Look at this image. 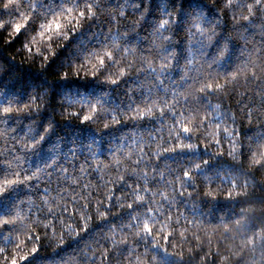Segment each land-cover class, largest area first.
I'll use <instances>...</instances> for the list:
<instances>
[{
    "label": "trees",
    "instance_id": "16d2710c",
    "mask_svg": "<svg viewBox=\"0 0 264 264\" xmlns=\"http://www.w3.org/2000/svg\"><path fill=\"white\" fill-rule=\"evenodd\" d=\"M3 2L6 4L8 0H3ZM74 2L80 5V8L84 7L85 0H15V6L9 8H4L0 4V23L21 21L23 14L32 17L28 30L19 35L13 36L14 32L11 27L0 29V96L4 95L5 98L18 99L25 103L39 92H42L44 96L39 101L41 106L38 114L35 111V105L32 106L33 111L31 112L13 114V119L19 117L16 123L11 124V128H15L16 132L9 130L4 142L0 143V148L6 153L7 150L14 148L17 150L14 154L23 157L21 171L27 169L30 172L35 167H43L45 162L51 163L55 159L57 164L69 169L70 175L78 176L79 172L75 170L76 168L81 165L95 167L97 161L109 163L113 153L118 154V150L125 145V138L130 133L144 131L152 126V123L147 120H130L129 117L135 113L126 111V108L133 99L142 106L141 96L147 100L145 94L153 84L147 64L141 65L140 63L141 55L152 61L153 66L158 67L161 62L155 52L150 54L149 49L155 39L152 36L153 26L162 16L163 5H167L173 17L178 16L174 43L177 45L175 52L180 63L179 68L173 72L175 78L179 79L186 63L185 58H191L193 54L201 60L207 72L223 74L234 69L235 65L240 62V53L244 50L241 30L234 20L235 14L231 9L225 8L222 0H139L143 5V17L141 13L126 7L128 0H123V3L121 0H97L96 17L83 21L75 33L69 30L70 39L68 41H63L59 37H54L51 41L40 40L38 43L30 44L32 53L23 48L24 43L31 41L32 37L38 34L39 24L45 22L44 15L50 16L60 11L62 7H74ZM120 8L125 10L126 18L115 15ZM198 12L204 13L206 22H216L206 31L214 30L217 35L213 39H220L222 44L227 41L231 50L229 58L222 65L212 69H207V64L192 47L201 37L198 35L193 37L186 31L189 27L185 25L186 21L192 14ZM133 24L136 26L132 27ZM118 34L119 39H117ZM58 39L60 40L59 45L56 43ZM255 39L259 40V36H255ZM114 40L121 47L135 49V51L125 54L114 47ZM103 42L104 44L100 45ZM156 42L160 43L158 40ZM45 43L51 44L52 50L55 51V56L49 60L44 59L45 56L50 55L49 49L42 46ZM37 48L39 52L36 51ZM105 50L112 51L114 57L121 60L118 66L127 67L129 62H134L137 67L142 66L144 70L139 73L132 71L130 75L121 78L116 85L99 81L95 78L99 75L98 69L92 67L93 64H97L93 53L102 54ZM65 72L71 73V77L62 79L61 75ZM254 91L253 86L252 92ZM68 93L82 96L90 103L81 102L69 107L62 100ZM158 96L159 94L153 89L152 98L157 99ZM238 99H240L238 95L221 96L212 98L211 103H220L223 111L230 112L235 117V124H232L230 120H226L225 124L230 130L235 129L240 134V141L246 149L251 146L255 150L257 146L252 144V141L264 134V115H261L259 119L253 118L251 122L243 119L238 112ZM254 100V107L259 109L260 97L255 96ZM12 106L23 108L24 103ZM198 107L200 108L199 116L201 118L207 116L206 122H211L216 118L215 113L208 114L206 106L199 105ZM117 108L123 116L121 122L109 129L103 128L102 124L110 123V116L114 114L113 109ZM97 112L105 117V120H100L96 116ZM220 115H223V112ZM86 116L92 118L85 120ZM49 122H51V129L46 134L42 133L46 138L36 148L25 152L20 144L13 143L14 137H20L23 140V132L30 123L39 124L43 128L48 127ZM166 123L171 125V119H168ZM136 125L140 127L137 128ZM0 127L9 129L8 124ZM213 128L214 125L209 128V131ZM194 139L202 142V146L212 151L213 155L220 153L224 156V160L218 165L207 170L208 175L212 177V181L209 182L219 187L221 196L219 199L207 201L206 206H202L199 202L193 204L192 215L185 205L178 204L172 208L171 212L174 217L184 213L200 226L190 227L186 221L182 220L180 227L189 229L186 233L188 240L184 242L177 236L176 240L169 242L162 239V236L157 237L160 244L154 247L152 244L148 245L146 256L156 257V264H221V257L229 255L230 264H244L243 257L240 260H232L230 251H239L249 239L256 241V253L264 255V168L249 167L251 162L247 158V150L240 162L232 160L227 156L231 145L226 140H223L217 147L199 132L195 133ZM6 163L7 160H5ZM158 163L160 170L165 173H167L166 163L172 169H177L171 160L165 162L161 159ZM115 174L113 171L112 175ZM172 178L169 176V179ZM89 180L93 184L97 183L94 172L86 176L82 183ZM233 185L238 193L244 194L225 197L223 193L228 192ZM44 186V184L40 185L41 188ZM120 187L119 184L113 185L114 190ZM37 193L36 188L29 190L20 185L0 198V215L8 213L19 199L24 202V218L17 225L21 231L13 233L14 236L23 240L34 233L40 237L38 242H33L25 249L26 252H30L31 247H38V251L25 264H55V261L59 262L63 255L66 256L75 250L79 243V247L84 250L86 246L95 248V242L102 240L101 233L105 236L111 235L109 222L115 221L116 224H120L127 212V209L113 207L107 220H101L90 206L87 211L92 213V219L89 221L88 235L92 238L80 242L65 235L63 244L60 245L59 233L65 229L66 225H61L59 221L51 217L48 221L43 220L41 214L31 217L27 215L28 201L40 203ZM116 194L119 195V191ZM52 195L55 196L56 193L53 192ZM96 199H103V193L95 192L93 202ZM165 211H168L167 207ZM76 219L78 220L79 217ZM37 220L40 221L39 224L33 227ZM49 221L55 225L53 231L44 228V224ZM67 222L72 223V218L67 217ZM124 222L127 221L124 220ZM25 227L31 229V233L25 231ZM53 232L56 233L55 236ZM192 233L195 235L193 236ZM118 235H123V233H118ZM195 236L199 237V241ZM136 240L134 235L128 236L129 245L136 246L139 251L143 249V244L136 245ZM198 243L199 248L196 247ZM172 245H175L176 252L186 253L183 258L172 253L174 251ZM188 248L192 249L191 253H187ZM261 264H264V261Z\"/></svg>",
    "mask_w": 264,
    "mask_h": 264
},
{
    "label": "snow or ice",
    "instance_id": "6c2138e0",
    "mask_svg": "<svg viewBox=\"0 0 264 264\" xmlns=\"http://www.w3.org/2000/svg\"><path fill=\"white\" fill-rule=\"evenodd\" d=\"M121 2L123 3V0ZM96 3L97 0H85L84 7L80 8V5L74 2V7H62L60 11L50 16L44 15L45 22L39 25L40 37L42 39L47 37V41H51L53 34L62 36L67 30L79 28L82 21L96 17L98 12ZM222 3L226 9L233 11L234 20L241 30L244 50L240 53V62L234 69L223 74H212L207 72L201 60L193 54L191 58H185L184 69L179 79L175 78L173 72L179 68L180 63L175 52L177 45L174 43L178 16L173 17L167 5H163L162 16L153 26L152 36L155 39L149 49L150 54L155 52L161 62L158 67L153 66L152 61L141 55L140 63L147 64L153 84L145 94L147 100L141 96L142 106L133 99L126 108V111L135 113L129 117L130 120H147L152 123V126L144 131L130 133L125 138V145L118 150V154L113 153L109 163L97 161L93 167L87 165L85 161L87 166L81 165L75 169L79 172L78 176L70 175L69 169L57 164L55 159L51 163L45 162L43 167H35L30 172L27 169L21 171L23 157L14 154L17 150L9 149L6 153L0 148V198L4 197V193L8 194L20 185L29 190L38 189L37 196L40 203L28 201L27 215L31 217L41 214L43 220L48 221L51 217L59 221L61 225H66L65 229L59 233L60 245L63 244L65 235L80 242L92 238L88 235L89 221L92 219V213L87 211L90 206L98 217L104 215L106 220L111 215L113 207L127 209L120 224H116L115 221L109 222L111 235L105 236L101 233L102 240L95 242V248L86 246L84 250L79 247V243L75 250L66 256L63 255L59 262L55 261V264H114V262L115 264H143L144 257L148 254V251L144 249H148L153 239L157 240V237L162 236V239L171 242L179 236L186 242L188 240L186 233L189 229L180 227L182 220L186 221V219L181 213L174 217L171 209L183 203L182 196L185 188L195 186L190 184L193 173L183 169H172L167 163L165 164L167 173H165L160 170L158 162L161 159L167 162L178 153L187 152L195 155L197 151H200L199 147L194 149L191 146L193 133L199 132L217 147L223 140L228 141L231 145L229 152L234 159L243 157L247 150V158L251 157V164L257 168H264V134L252 141V144L257 146L255 150L251 146L246 149L237 138L239 133L235 129L230 130L225 124L226 120L235 124V117L230 112L223 111L220 103H211L212 98L238 95L240 97L237 100L238 112L243 119L251 122L253 118L259 119L261 115H264V0H222ZM0 4L4 8L14 7L15 0H8L6 4L0 0ZM117 7L119 8V5ZM126 7L141 13L143 17V5L139 0H128ZM58 12L61 15L57 16ZM115 15L126 18L123 8H120ZM241 21L244 23H240ZM31 22L32 17L23 14L21 21L0 23V29L11 27L13 32L19 35L28 29ZM213 23L216 22L205 21L203 12L192 14L185 23L189 25L187 32L193 37L197 35L201 37L192 47L207 64V69L222 65L231 53L227 41L222 44L220 39H213L217 35L214 30L206 31ZM135 26V24L132 25V27ZM255 36H259V40H256ZM157 40L160 43H157ZM113 45L125 54L135 51V49L121 47L115 40ZM28 50L32 51L31 48ZM94 58L101 67L105 64L119 65L121 63V60L114 57L113 52L109 50L103 51L102 54L94 53ZM44 59L47 60V56ZM174 60L175 64H173ZM97 64H93L92 67L95 69ZM134 70L139 73L144 68L129 62L127 67L123 68L122 74L125 77ZM68 77L67 72L61 75L62 79ZM111 82L116 83L115 80ZM153 89L159 94L157 99L152 98ZM255 96L260 97L259 109L254 107ZM43 98L42 92L37 93L34 98H29L27 103L18 99L5 98L4 95L0 96L2 101L0 102V126L9 125V129L0 127V143L4 142L9 130L16 132L15 128H11V124L16 123L19 117L13 119V114L31 112L33 105L38 114L41 106L39 101ZM62 100L69 107L81 102L90 103L88 99L71 93L66 94ZM21 103H24L23 108L12 106ZM199 105L206 106L208 114L215 113L216 118L206 122L207 116L204 118L199 116ZM113 112L110 119L120 123L123 119L120 109H113ZM222 112L223 115H220ZM96 116L102 117L99 112ZM91 118L84 117L85 120ZM168 119H171V125L166 123ZM213 125V130L209 131ZM136 127L140 126L136 125ZM50 129L51 122L48 127L43 128L39 124L30 123L23 132V140L20 137H14L13 143L20 144L21 148L27 152L40 145L46 138L42 133L46 134ZM185 140L189 142L187 147L183 146ZM169 148H172V151H169ZM254 152L255 155H253ZM5 160H7L6 164ZM113 171L116 173L114 176ZM93 172L96 174L97 183L93 184L91 180L82 183L85 177ZM197 172L199 173V169ZM202 175L206 181H212V177L207 172ZM169 176L173 178L169 179ZM54 183L55 187H53ZM41 184L45 186L41 188ZM116 184L121 187L114 190L113 185ZM117 191L119 195L116 194ZM53 192L56 193L55 196L52 195ZM95 192H102L103 199H96L93 202ZM23 204L24 202L19 199L8 213L0 215V264H25L38 251V247L35 246L31 247L30 252L25 251L28 245L40 240L38 235L32 233L23 240L13 235L21 231L17 225L24 218ZM166 207L168 211H165ZM67 217L72 218L73 222L68 223ZM76 217L79 219L77 220ZM124 220L127 222L125 223ZM39 222L37 220L33 227ZM44 228L53 231L55 225L49 221L44 224ZM24 230L31 233V229L27 227ZM53 235L55 236L56 233L53 232ZM129 235H134L137 238L136 245L143 244V249L138 251L136 246H130ZM45 238H48L47 235Z\"/></svg>",
    "mask_w": 264,
    "mask_h": 264
},
{
    "label": "clouds",
    "instance_id": "9594fccd",
    "mask_svg": "<svg viewBox=\"0 0 264 264\" xmlns=\"http://www.w3.org/2000/svg\"><path fill=\"white\" fill-rule=\"evenodd\" d=\"M61 15V13H57V16ZM83 23V21H82ZM81 23V24H82ZM40 23L39 25H41ZM28 29H26L27 31ZM78 30V28L71 29L70 31L72 33H75ZM41 31V28L39 27V32ZM29 32V31H28ZM39 32L36 36L32 37V40L29 42L24 43L23 48L24 49H32L30 47V44L32 43H38L40 40L47 41V37L41 38L39 35ZM126 35V34H125ZM13 36H15V33H13ZM54 37H59L63 41H68L70 39L69 30L63 32L62 36H57L53 34ZM52 38V39H53ZM11 41H9L10 43ZM56 43L59 45L60 40H56ZM101 43L100 45H103ZM43 47L49 49L50 55L47 56V60H49L52 56H55V51L52 50V45L45 43L42 45ZM33 51V50H32ZM32 51H29V53H32ZM36 51H39V48L36 49ZM94 56V53H93ZM120 65V64H119ZM96 68L98 69L99 75H97L95 78H97L99 81H102L106 84L116 85L120 81L121 78L124 77L123 73V66H118L117 64H105L103 67L100 65H96ZM111 73V74H108ZM69 77H71V73H68ZM115 80L116 83L113 84L111 81ZM100 120H105V117L99 118ZM119 123H116L114 121L105 122L102 124V127L105 129L111 128L113 125H116ZM195 133H193V138L191 140V146L195 149L197 147L200 148V151H197L195 155L192 153H178L177 156L171 157V161L177 166V169H183L185 171H189L193 173L192 180L190 181L191 185L184 189L183 192V203L182 205H185L189 209V213L192 215V205L199 202L202 206H206L207 201L219 199L221 196V193L219 191L218 186H213V184L209 181H206L203 178L202 173L207 172V170L214 168L216 165H218L222 160H224L223 154L217 153L216 155H213V152L210 150H203L204 147L202 146V142L194 139ZM240 140V134H238L237 137ZM189 145V142L187 140L183 141V146L187 147ZM169 151H172V148L168 149ZM255 155V152L253 153ZM227 156L231 157L232 160L236 162L241 161V157L233 158L231 156L230 152H227ZM243 158V157H242ZM248 160H251V157H248ZM251 163H249V167H253ZM197 169H199V173L197 172ZM238 194H244V193H238L235 185L231 189H229L228 192L223 193L225 197L235 196ZM4 196L7 195L6 193L3 194ZM182 216L186 219V222L190 227H199L200 225L198 223H193L192 219H189L187 216L184 215V213H181ZM99 219L106 220L104 215L99 216ZM101 227H104V225H101ZM194 236L195 234L192 233ZM195 238L199 241V237L195 236ZM146 243V242H145ZM160 244L159 240L153 239L152 246ZM199 248V243L196 246ZM172 248L174 251L172 252L176 256L183 258L186 254L185 252H176L175 251V245H172ZM144 251H148V249H144ZM192 249L188 248L187 253H191ZM230 256L232 260H240L242 257L244 258V264H261L262 261H264V255H259L256 253V241L254 239H249L246 244L241 246L239 251H230ZM255 256V258H253ZM143 264H156V257L148 255L143 260ZM221 264H230L229 261V255H225L221 257Z\"/></svg>",
    "mask_w": 264,
    "mask_h": 264
}]
</instances>
